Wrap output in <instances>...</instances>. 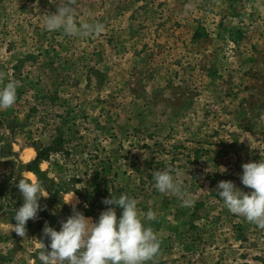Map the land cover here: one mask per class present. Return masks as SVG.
<instances>
[{"label": "rangeland", "instance_id": "rangeland-1", "mask_svg": "<svg viewBox=\"0 0 264 264\" xmlns=\"http://www.w3.org/2000/svg\"><path fill=\"white\" fill-rule=\"evenodd\" d=\"M58 3L0 0V87L19 81L0 110V264H41L45 223L59 231L72 203L119 218L103 200L122 193L156 213L157 264H264V230L217 192H250L242 165L264 157V0H77L78 26L104 25L87 38L46 29ZM169 166L190 206L154 188ZM20 176L49 193L26 238Z\"/></svg>", "mask_w": 264, "mask_h": 264}, {"label": "clouds", "instance_id": "clouds-1", "mask_svg": "<svg viewBox=\"0 0 264 264\" xmlns=\"http://www.w3.org/2000/svg\"><path fill=\"white\" fill-rule=\"evenodd\" d=\"M76 2L66 0V3H58L56 12L46 17V29L63 30L65 35L81 38L102 32L103 24L83 23L78 26L75 23ZM18 87L19 81L15 80L0 87V110H7L16 103ZM242 169L241 182L251 191H242L232 181H220L217 185L218 195L232 214L242 216L264 230V157L259 162L244 163ZM183 175L182 171L172 166L163 171H154V188L190 206L193 201L184 189ZM66 179H71V176ZM15 186L19 189L23 204L15 211L13 231L26 238L27 222L38 218L42 210L39 201L42 197L48 198L49 193L38 179L29 181L20 176ZM73 200L74 195L66 203ZM103 203L122 209V214L118 218L116 209L109 207L97 221H93L76 211L75 203H72L73 214L62 222L59 231L45 223L43 234L50 240V245L46 246L41 241L38 255L41 264H157L161 255V240L156 231L144 223L145 220L155 221L156 213L151 210L143 213L137 207L138 200L123 193L118 198L111 195ZM0 204L6 206L5 201H0Z\"/></svg>", "mask_w": 264, "mask_h": 264}, {"label": "trees", "instance_id": "trees-1", "mask_svg": "<svg viewBox=\"0 0 264 264\" xmlns=\"http://www.w3.org/2000/svg\"><path fill=\"white\" fill-rule=\"evenodd\" d=\"M19 201H20V203H21V205H22V204H23V200H22V199H20ZM21 205H20V206H21ZM39 213H41V212L39 211Z\"/></svg>", "mask_w": 264, "mask_h": 264}, {"label": "bare ground", "instance_id": "bare-ground-1", "mask_svg": "<svg viewBox=\"0 0 264 264\" xmlns=\"http://www.w3.org/2000/svg\"><path fill=\"white\" fill-rule=\"evenodd\" d=\"M85 217H87V216H85Z\"/></svg>", "mask_w": 264, "mask_h": 264}]
</instances>
